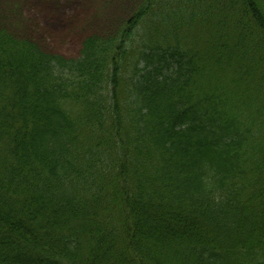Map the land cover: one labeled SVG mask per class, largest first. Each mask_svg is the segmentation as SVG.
<instances>
[{"label": "trees", "instance_id": "trees-1", "mask_svg": "<svg viewBox=\"0 0 264 264\" xmlns=\"http://www.w3.org/2000/svg\"><path fill=\"white\" fill-rule=\"evenodd\" d=\"M0 264H264V0H140L75 57L0 25Z\"/></svg>", "mask_w": 264, "mask_h": 264}, {"label": "rangeland", "instance_id": "rangeland-1", "mask_svg": "<svg viewBox=\"0 0 264 264\" xmlns=\"http://www.w3.org/2000/svg\"><path fill=\"white\" fill-rule=\"evenodd\" d=\"M140 0H0V25L42 49L77 56L83 39L110 34Z\"/></svg>", "mask_w": 264, "mask_h": 264}]
</instances>
